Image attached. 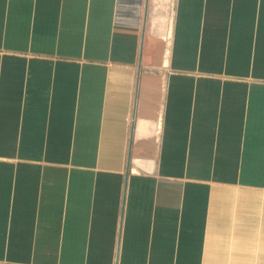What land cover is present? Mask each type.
<instances>
[{
    "label": "crops",
    "instance_id": "0c3cea01",
    "mask_svg": "<svg viewBox=\"0 0 264 264\" xmlns=\"http://www.w3.org/2000/svg\"><path fill=\"white\" fill-rule=\"evenodd\" d=\"M147 5L0 0V264H264V0Z\"/></svg>",
    "mask_w": 264,
    "mask_h": 264
},
{
    "label": "rangeland",
    "instance_id": "374dc122",
    "mask_svg": "<svg viewBox=\"0 0 264 264\" xmlns=\"http://www.w3.org/2000/svg\"><path fill=\"white\" fill-rule=\"evenodd\" d=\"M173 0H148L147 11L145 14V25L147 33H151V37L164 51V33L168 29L172 21ZM165 70V68H162Z\"/></svg>",
    "mask_w": 264,
    "mask_h": 264
}]
</instances>
